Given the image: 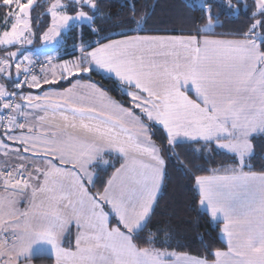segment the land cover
Instances as JSON below:
<instances>
[{"label":"snow or ice","instance_id":"6c2138e0","mask_svg":"<svg viewBox=\"0 0 264 264\" xmlns=\"http://www.w3.org/2000/svg\"><path fill=\"white\" fill-rule=\"evenodd\" d=\"M34 3L35 0H27L26 3L2 0V6L9 8L6 17L14 22L10 31L0 35V45L32 43L25 33L34 35L30 20V9ZM226 3L228 7H234L231 0H226ZM254 4L257 12L252 14L253 23L243 34L246 37L243 40L132 36L101 44L91 51H85L86 46L81 45L80 60L54 66L60 69V79L90 72L93 66L115 73L121 81L137 90L128 93L132 107L125 108L110 100L95 85L88 86L91 91L87 97L75 93V85L54 94L59 99H54L49 93L22 96L29 108L46 114L51 112V128L46 134L51 138L8 136V139L20 141L24 153L41 151L39 144L42 143L45 156L57 157L62 166L57 167L49 160L47 170L35 169L36 176L27 171L25 163L11 171H0V187L5 193L0 194V256L5 255L2 249L9 246L11 239L10 247L16 258L49 253L54 254L55 264H167L165 257L169 253L155 248H140L133 240L147 227L165 167L160 149L151 141L149 129L141 116L133 111L135 108L148 121H157L164 126L170 146L183 142L178 140L181 137L199 138L205 142L215 139L220 148L239 155L240 170L233 169V175L196 177L200 203L210 208L213 218L222 214L225 220L223 232L227 237L228 251L217 250L213 264H264V175L242 171L246 157L254 155L249 137L254 132H264V52L259 50L260 44H264V32L258 31L264 29V0H254ZM13 7L16 10H12ZM69 7L74 15L67 13ZM84 7H88L93 15L84 11ZM48 11L51 26L43 34L45 42L55 41L69 21L91 25L100 15L97 0H71L70 4L55 0ZM205 12L207 22L198 31H206L219 23L213 20L210 6H205ZM257 14L262 19H255ZM131 23L136 30H142L143 17L137 20L133 15ZM177 48L179 50H174ZM16 55L15 52L9 53V58ZM167 57L172 59L169 61ZM24 61L27 62L23 67L24 83L40 88L39 77L32 75L30 81L27 79L32 71L29 65L33 61L28 56ZM48 63H52V58ZM10 67L8 59L0 60V72H7ZM15 68L16 75L20 76L22 65L18 63ZM41 72L45 70L41 69ZM52 75L55 77V71ZM43 82L52 84L56 81L45 78ZM189 84L194 86L200 102L182 90ZM15 87L20 88L21 85L16 84ZM10 95L15 93H8L4 85H0V101ZM86 99H94L96 103L86 104L83 102ZM2 107L19 111L22 105L3 103ZM57 117L61 123L54 122ZM38 119L45 122L48 116H39ZM15 123V116L10 115L7 127L11 129ZM17 126L25 127L24 124ZM29 141H32L31 146ZM0 147H6L2 141ZM113 150L123 154L125 164L116 170L102 194H89L80 174L90 180L91 174L86 166L97 158L102 164H107L103 154L106 151L111 154ZM14 151L19 159L24 160L20 150ZM169 155L174 156V151L170 150ZM144 157L150 162L145 163ZM176 162L184 166L178 159ZM65 164L74 165L76 171L64 168ZM39 174L44 177L42 183ZM254 181L259 183L254 185ZM114 187L119 188L118 193ZM28 190H31L30 207L18 211L15 208L16 194L23 195ZM38 194L44 196L39 203L36 202ZM104 203L109 204L110 211L118 217L116 227H109V212L104 211ZM69 208L77 227L84 229L76 237L75 251L62 246L67 223L63 210ZM33 221L37 222L35 226ZM9 256V261L3 264H11ZM225 257L232 259L225 261ZM177 259H182L183 264H209L204 259Z\"/></svg>","mask_w":264,"mask_h":264},{"label":"trees","instance_id":"16d2710c","mask_svg":"<svg viewBox=\"0 0 264 264\" xmlns=\"http://www.w3.org/2000/svg\"><path fill=\"white\" fill-rule=\"evenodd\" d=\"M52 2L53 0L40 1L32 10L31 30L34 33L35 45L40 46L43 34L51 26L48 9ZM65 3L71 2L65 0ZM208 3L213 5V20H218L219 23L214 24L213 32L204 33L198 29L203 28L207 22L205 8L192 5L188 0H97L100 15L94 18L95 22L91 25L83 23L69 30L66 34L69 47L66 53H69L70 49L72 51L69 57L75 56L77 55L75 48L78 46L85 45V48L90 50L107 41L139 33L246 38L243 34L248 32L253 23L252 5L244 9L245 4L239 3V11L233 13L234 9L223 8L212 1ZM83 10L93 15L88 7H84ZM8 11L9 8L3 7L0 0V22L7 18L5 14ZM68 12L74 14L71 7L68 8ZM133 15L137 20L143 17L142 30H136L135 25L131 23ZM259 17L261 16L256 15L255 19ZM261 32H264V29H261ZM259 50L264 52V44H260ZM77 80L94 82L124 107H132L128 95L132 88L95 70L71 76L46 87L65 89ZM13 84L7 83L9 89ZM133 111L148 125L151 137L165 161L161 192L147 221V227L138 236H134V243L140 248L190 254L213 263L217 258L214 255L217 250H227V244L222 238L223 222L214 221L202 208L196 177L210 176L217 172L226 173L229 167L237 168L238 162L228 153L218 150L216 142H179L170 146L168 135L159 124L148 121L139 109L133 108ZM251 140L254 155L243 167V171L264 174V133L253 136ZM170 150L175 154L172 157L169 155ZM177 159L183 163V167L176 162ZM114 161L109 167L96 169L95 181L90 186V191L94 195L104 191L108 181L120 166V158ZM114 225L117 226V219L112 216L111 226ZM77 233V228L71 227L63 244L74 248ZM31 261L34 264H54V259L49 256H36L31 258Z\"/></svg>","mask_w":264,"mask_h":264},{"label":"crops","instance_id":"0c3cea01","mask_svg":"<svg viewBox=\"0 0 264 264\" xmlns=\"http://www.w3.org/2000/svg\"><path fill=\"white\" fill-rule=\"evenodd\" d=\"M167 35H169V34H134V35H130V36H124V37H120V38H117V39H113V40H110V42L111 41H115V40H125V39H127L128 37H132V36H146V37H168ZM193 36H197L198 38H202V37H209V38H212V39H237V38H223V37H210V36H199V35H193ZM240 39H245V38H240ZM107 42H109V41H107ZM109 42V43H110ZM106 43V42H105ZM45 44V43H44ZM103 44V43H102ZM101 44H99V45H97V46H95V47H93L92 49H90V50H87L86 48H85V51H91V50H93L94 48H97L98 46H100ZM41 51H45V52H47V54L46 55H41V54H39V53H34L31 57H29V58H33V57H36V56H41V57H43L44 59H46L47 61H48V59L49 58H52V62H54L55 60H65L66 58H68L69 57V53H66V51L65 52H63V54H60V55H56V56H51V48H48L47 46H43L41 49H40ZM159 50V49H158ZM166 50H168V49H166ZM75 52L77 53V56L78 55H82L81 54V51L80 50H75ZM157 59H160V60H163V59H165V57H157ZM167 59L170 61L171 60V57H167ZM51 64H49L48 63V65H47V67H45V68H43L44 70H45V72L44 73H42L41 72V75L39 76V78H40V82H41V87L40 88H35V87H31L30 85H28L25 89H24V92H23V94H22V96H28V95H32V96H43L45 93H49V94H53V98L54 99H59V97L58 96H55L54 94H56V93H62V92H64V91H66L67 89H69V88H73V86L75 85V88H74V92H77V94L79 95V96H83V97H87L88 96V94L90 93V91H91V89L88 87V86H90V85H95L98 89H100V90H102L106 95H107V97L110 99V100H112V101H115V102H117V103H119V104H121L119 101H117V100H115L113 97H111L106 91H104L101 87H99L96 83H94V82H91V81H81V80H77L76 82H74L70 87H68V88H65V89H58V88H52V87H49V88H47L46 86L47 85H49V84H44V79L45 78H47V79H49V80H55L56 82L55 83H57V82H60V81H63V80H61V79H56V78H54L53 77V75H52V71H50V68H51V66H50ZM96 67V66H95ZM96 68H98V67H96ZM93 70H95V69H93ZM97 71H99V72H102L104 75H107V76H110V77H114V78H116V79H118L117 78V76L115 75V73H106L105 71H101L102 69L101 68H99V69H96ZM22 74H23V68H22ZM22 74L20 75V76H17L16 75V71L13 69L12 70V74H11V76H12V78H10V79H8L7 81L6 80H4V83H5V85H6V91L9 93V87H8V85H7V83L8 82H13V83H15V81L16 80H18L21 76H22ZM84 74H86V73H84ZM69 78V77H68ZM67 78V79H68ZM66 80V79H65ZM119 80V79H118ZM119 82H121L122 83V81H120L119 80ZM122 84H124V85H126L127 87H129V88H132V89H130V91L131 92H137V90L133 87V86H129L127 83H122ZM182 90H186L187 91V95L191 98V99H194V100H197V102H200L199 100H198V98H197V95H196V93L190 88V87H187V89H184V88H182ZM137 94H139V95H146V94H142V93H137ZM7 98V97H6ZM6 98L2 101V103H1V111L3 110V107H2V104L3 103H5V100H6ZM84 103H86V104H95L96 103V101L93 99V100H89V99H86L85 101H83ZM18 104H21L22 105V107H21V109L19 110V111H16V113H15V119H16V123H15V125H13V127L7 132V135H5V133L0 137V141H2L3 142V145H5L6 147H0V161H4L3 163H2V165H3V167H5V168H11V166H7V164L8 163H10V164H13L14 163V161H16L17 163H14V168L17 166V165H19L20 163H25L26 164V167H27V171L28 172H31L32 173V175L33 176H36V175H38V173L35 171V169L36 168H40V166H42V164L44 163V161L43 160H41V158H45L48 162H49V160H51V162L53 163V164H55L57 167H61L62 165L59 163V161H58V159H57V157H55V156H52V155H49V156H45V154H44V152L42 151V149H43V147H44V145L42 144V143H40L39 144V147H40V149H41V151H38L36 154L35 153H33V152H28V153H24L23 152V145H22V143L20 142V141H18V140H9L8 139V136H13V137H20V136H28V137H40L41 138V140H43L44 138H51L50 136H46V134L47 133H49V131H50V128H51V125H50V123H49V121H52V115L50 114V112L49 113H45L44 111H42V110H39V109H32V108H29L28 106H27V101H24V100H22V99H20V101H19V103ZM122 105V104H121ZM123 106V105H122ZM124 107V106H123ZM126 108V107H125ZM23 113V114H22ZM45 115H47L48 116V121H45V122H41L39 119H38V117L39 116H45ZM137 115V114H136ZM55 123H61L60 121H59V119H58V117H57V119L54 121ZM153 122H155V123H157V124H159L163 129H164V131L166 132V134H167V130L164 128V126L162 125V124H160L159 122H157V121H153ZM145 123V122H144ZM20 124H24L25 125V127L23 128V129H21V128H19L17 125H20ZM146 124V123H145ZM147 125V124H146ZM31 127V131H29V128ZM147 127H148V125H147ZM148 129H149V127H148ZM149 135H150V137H151V131H150V129H149ZM168 135V134H167ZM178 140H180V141H183V142H205V141H203L202 139H199L198 138V140H190L189 138H183V137H181V138H178ZM151 141L154 143V141H153V139H152V137H151ZM209 142H215V139H213V140H211V141H209ZM31 143H32V141H29V146H31ZM179 143V142H178ZM155 144V143H154ZM156 145V144H155ZM157 146V145H156ZM14 150H20V154H22L23 155V157H24V160H21V159H19V157H18V155H17V152L16 151H14ZM5 152H7V155H5ZM35 155V157H39V159H36L35 160V158H34V156L32 157V155ZM160 155H161V153H160ZM162 157V156H161ZM109 158H113L114 160L116 159V158H120L121 159V164H120V166L118 167V169H120L121 168V165H123V164H125V162H126V158L123 156V154H120V153H117L116 151H112L111 152V154H109L107 151L103 154V160H105V161H107V160H109ZM163 158V157H162ZM143 160H144V162L145 163H149L150 162V160H149V158H147V157H144L143 158ZM110 161V160H109ZM101 163V160H100V158H98L97 159V162H95L94 160L91 162V163H89V166L87 167V169H88V171L91 173V179L89 180V179H87V177H85L83 174H80L81 175V181H82V183L84 184V187L87 189V191L88 192H91L90 191V189H89V187L91 186V185H93V183H94V181H95V178H96V172H95V170H94V165H96L97 163ZM48 166H49V163L47 164ZM7 166V167H6ZM39 166V167H38ZM63 166H65V165H63ZM3 167H1V169L3 168ZM66 167H68L69 168V171H76V167L74 166V165H72V164H69V165H67ZM4 168V169H5ZM13 168V167H12ZM0 169V170H1ZM41 169V168H40ZM95 169H96V167H95ZM115 173H116V171H115ZM114 173V174H115ZM113 174V175H114ZM229 174H232V172H226V173H219V172H217V173H214V174H212V175H210V176H205V177H209V178H213V177H215V176H218V177H224V176H228ZM249 174H251V173H249ZM40 175V183H42V180H41V177H42V175L41 174H39ZM113 175H112V177H113ZM164 175H165V167H164ZM256 175H264V174H256ZM112 177H111V179H112ZM163 181H164V176H163V180H162V182H161V185H160V189H159V191L156 193V199H155V201H154V203H153V206H152V211H153V209H154V206H155V204H156V201H157V198H158V196H159V194H160V192H161V189H162V186H163ZM37 183V182H36ZM108 186V185H107ZM197 187H198V184H197ZM114 191H116L117 193H118V191H119V188L118 187H114V189H113ZM199 191H200V189H199ZM104 192V191H103ZM102 192V193H103ZM92 193V192H91ZM101 193V194H102ZM93 194V193H92ZM94 195V194H93ZM202 205V204H201ZM110 205L109 204H107V203H104L103 204V207H104V209H107L108 211H109V213L111 212L110 211V207H109ZM202 208H203V205H202ZM204 209V208H203ZM205 211H207L209 214H210V216H211V212H210V208L207 206L205 209H204ZM152 211H151V213H152ZM151 213H150V215H151ZM114 217L118 220V217H116L115 215H114ZM211 218L214 220V221H221V222H223V228H224V223H225V220H224V217H223V215L222 214H218L215 218H213L212 216H211ZM71 227H76L77 228V226L76 225H74V223L73 224H71V225H69V229L71 228ZM110 227H112V226H110ZM78 229H80V228H77V230ZM123 230V229H122ZM67 232H68V230L65 232L66 234H67ZM78 232H80V230L78 231ZM66 234L64 235V237H63V240L65 241V237H66ZM77 235H78V233H77ZM77 237V236H76ZM222 238H223V240L225 241V243L227 244V237H226V234L223 232V230H222ZM64 241H63V243H64ZM11 243H12V241H11ZM10 245L11 244H9V246H5L3 249H2V251H4L5 252V255L4 256H0V263L2 262V264H3V262L4 261H6L7 260V257H8V255H9V251H10V249H11V247H10ZM62 246L64 247V248H67V249H70V250H72V251H75L76 249H75V246H74V248H70V247H68V246H65L64 244H62ZM162 251V250H161ZM228 251V244H227V250H225V251H223V252H227ZM172 254H174V255H171L170 254V256H166L165 257V259H166V261H167V264H183V260L181 259V260H178L177 258L179 257V258H183V257H189V258H194V259H203V258H200V257H197V256H194V255H190V254H183V253H177V252H174V251H172L171 252ZM42 256H49V257H52L53 259H54V264H55V257H54V254H46V255H42ZM31 258H33V257H30L29 259H26V260H24V261H22L24 264H34L32 261H31ZM217 259V258H216ZM225 261H230L231 259H232V257H225V258H223ZM205 260V259H204ZM216 261V260H215ZM209 264H213V263H210L209 262Z\"/></svg>","mask_w":264,"mask_h":264},{"label":"rangeland","instance_id":"374dc122","mask_svg":"<svg viewBox=\"0 0 264 264\" xmlns=\"http://www.w3.org/2000/svg\"><path fill=\"white\" fill-rule=\"evenodd\" d=\"M40 1H46V0H35V3H34V5L32 6V8L30 9V20H31V13H32V10H33V8L35 7V5L38 3V2H40ZM66 1H68V2H71V0H66ZM189 1V3L190 4H192V5H198L199 7H203V8H205V6H210L211 8H212V4H209L208 2H210V1H212V2H216V3H218V4H220L221 5V7H223V8H228V9H234L233 10V13L235 12V13H237L238 11H239V7H240V5H239V3H244L245 5V7H244V9H247L249 6H253V8H254V12H257V9H256V7H255V4L253 3L254 2V0H231V4L234 6V7H228L227 6V3H226V0H188ZM251 1V2H250ZM22 2L23 3H26L27 2V0H22ZM55 2V0H53V2L52 3H54ZM250 2V3H249ZM61 3L62 4H66L65 3V0H61ZM202 5H204V6H202ZM12 10H16L14 7H13V9ZM57 11H63V9H57ZM67 13L69 14V15H74V14H70L69 12H68V9H67ZM49 14H50V12H49ZM257 15H259V14H257ZM50 16H51V14H50ZM257 19H262V17H259V18H257ZM5 20H7V23H5ZM14 22V20L12 19V18H9V17H7V18H5L2 22H0V35H2L3 34V32L4 31H10L11 30V24ZM86 23V22H85ZM81 24H83V23H81V22H79V21H69V24H68V26L66 27V28H63V29H61L60 30V36H58L57 38H56V40L55 41H52V42H45L44 41V39L42 40V43L41 44H39L40 46H38V45H35V42H34V37H33V35H28L27 33H25V35L27 36V38L29 39V40H31L32 41V43L31 44H28V43H24L23 45H21V44H19V43H16V44H13V45H0V60H3V59H8L9 60V63H10V65H11V67L8 69V71L7 72H0V85H4V87H5V89H6V85H5V83H4V80H8V79H10V78H12V76H11V74H12V70L14 69L15 71H16V68H15V65L16 64H21L22 65V62H24L23 60H24V57L25 56H28V57H31L34 53H39V54H41V55H46L47 54V52H45L44 50L43 51H41L40 49L43 47V46H47L48 48H51V56H56V55H60V54H63V52H65L66 50H68V39H66L67 37H66V34L69 32V30L72 28V27H76V26H80ZM213 30H214V25H213V27L211 28V29H208V30H206V31H203L204 33H210V32H213ZM48 31V30H47ZM46 31V32H47ZM258 31H260L261 32V29H258ZM168 37H189V36H193V35H173V34H169V35H167ZM198 38V37H197ZM204 38H207V39H210V40H225V41H228V40H243V39H240V38H237V39H212V38H209V37H202V38H198V40H203ZM249 39L251 38V37H248ZM110 42V41H109ZM109 42H106V43H103V44H107V43H109ZM45 43V44H44ZM257 43H258V41H257ZM38 46V47H37ZM99 47V46H98ZM76 50H80V47L78 46V47H76L75 48ZM75 49H73V50H75ZM164 50H166V49H164ZM174 50H179L178 48L177 49H174ZM71 51L72 50H70L69 49V55L71 54ZM12 52H15V53H17V55L15 56V57H12V58H9V53H12ZM41 57V56H40ZM34 58V57H33ZM32 59V58H31ZM81 59V55H75V56H71V57H68V58H66L65 60H55L54 62H52L51 63V68H50V71H55V73H56V75H55V77L54 78H56V79H60V69L58 68V67H54V66H58V65H60V64H63L65 61H68V62H71V61H78V60H80ZM172 59V58H171ZM93 69H95V71H97L96 69H99V67L98 68H96L95 66H93ZM101 71H105L106 73H109V72H107V70H105V69H102ZM99 72V71H98ZM84 73H89V72H80V73H76V74H74V75H77V74H84ZM100 73H102V72H100ZM103 74V73H102ZM73 75V76H74ZM71 77V76H70ZM114 78V77H113ZM118 79H119V77H117ZM116 79V78H115ZM117 79V80H118ZM61 80H65V79H61ZM120 80V79H119ZM118 80V81H119ZM121 81V80H120ZM122 83H125V82H123L122 81ZM188 87H190L194 92H195V89H194V86L193 85H191V84H189L188 85ZM131 91L129 90L128 91V93H130ZM75 93H77V92H75ZM3 101V100H2ZM2 101H0V108H1V103H2ZM0 112H1V109H0ZM50 114H51V112H50ZM52 115V114H51ZM261 133H264V132H260V131H257V132H254V133H252V135L249 137V139H250V142H251V144L253 145V142H252V140H251V138L253 137V136H255V135H257V134H261ZM216 142V141H215ZM223 142H226V141H221V143H223ZM216 148L218 149V150H221V151H224V152H226V153H228L231 157H232V159L233 160H235V161H237L238 162V167L237 168H232V167H229V168H227V173L228 172H232V174H229L228 176H231V175H233L234 173H233V169H235V170H237V172L240 170V165H239V155L237 154V153H233V152H230L229 150H227V149H223V148H220L219 146H218V144L216 143ZM253 151H254V145H253ZM37 152H35V154H36ZM32 155V154H31ZM34 156V158H35V160L36 159H39V157H35V155H32V157ZM252 156V155H251ZM251 156H249V157H246V159H245V162H244V165H246V163L249 161V159H250V157ZM58 159V158H57ZM98 159V158H97ZM97 159H95L94 161L95 162H97ZM41 160H43L44 161V163L42 164V166H40V168L41 169H43V170H47L48 169V161L45 159V158H41ZM110 160V161H109ZM109 160H107V164H102V163H97L96 165H94L95 167H96V169L98 168V167H109V166H111L115 161H114V159L113 158H109ZM59 161V160H58ZM4 161L2 160V161H0V165H2V163H3ZM14 163H17L16 161H14ZM14 163L13 164H10V163H8L7 164V166H11V168L12 169H14ZM18 164V163H17ZM67 165H69V164H65V166H63L64 168H66V169H68L69 170V168L68 167H66ZM6 166V167H7ZM89 166V164L86 166V169H87V167ZM39 167V166H38ZM95 167H94V170H95V172H96V169H95ZM5 167H3L2 169H1V167H0V171H4L5 169H7V168H5ZM242 171H243V169H242ZM87 172L88 173H90L89 171H88V169H87ZM244 172V171H243ZM244 173H246V172H244ZM91 174V173H90ZM42 175V174H41ZM257 176H261V175H257ZM216 177H218V176H215V177H213V178H216ZM43 179H44V177H43V175H42V177H41V180H42V182H43ZM88 179V178H87ZM218 182V181H217ZM33 183L34 184H36V181H33ZM254 185L255 184H258L259 183V181H254V182H252ZM0 184H2V180H0ZM37 186H39L38 184H37ZM89 189H90V187H89ZM198 189H199V185H198ZM89 194H91V195H93L91 192H88ZM0 194H5L4 193V190H3V188L2 187H0ZM16 200H17V203H16V205H15V208L18 210V211H24V210H26V209H28L29 207H30V203H31V190H28L26 193H24L23 195H20V194H16ZM44 198V196H43V194H38L37 195V198H36V202L37 203H39L40 202V200H42ZM73 199H75V196H73ZM110 208H111V206H109ZM207 207V205H203V208L205 209ZM104 208V207H103ZM5 212H7V209H5L4 210ZM104 211L105 212H109L107 209H104ZM63 213H64V216H65V218L67 219V223H66V225H65V228H64V232H63V237H64V235L66 234L65 232L67 231V230H69V225H71V224H73L74 223V225H76V220L75 219H73L72 217H73V213H72V211H71V209L69 208V209H64L63 210ZM115 214L114 213H112V212H110L109 213V218H108V223H109V227L111 226V219H112V216H114ZM83 219H81L80 220V223L81 224H83ZM36 221H33V225L35 226L36 225ZM22 224H23V218H21V226H22ZM77 226V225H76ZM112 227H116L115 225L114 226H112ZM78 228V227H77ZM111 228V227H110ZM83 231L84 229L83 228H80V229H78V231ZM10 231V230H9ZM79 233V232H78ZM64 241V240H63ZM35 247V246H34ZM161 251V250H160ZM162 252H167V253H169V254H172L171 252L172 251H165V250H162ZM9 254L11 255V264H24L22 261H24V260H26V259H29V258H16L15 257V252L12 250V248L10 249V251H9ZM46 254H49V253H46ZM46 254H43V255H46ZM42 256V255H41ZM168 256H170V255H168ZM31 257H36V255H33V256H31ZM9 259H10V256L8 255V257H7V260L6 261H9Z\"/></svg>","mask_w":264,"mask_h":264},{"label":"built area","instance_id":"2783aa9c","mask_svg":"<svg viewBox=\"0 0 264 264\" xmlns=\"http://www.w3.org/2000/svg\"><path fill=\"white\" fill-rule=\"evenodd\" d=\"M31 59V58H30ZM33 61V63L31 65H29V67L32 69L31 73L27 75V79L30 81L31 80V76L32 75H36L37 77H39L41 75V69L47 67L48 65V61L46 59H44L43 57L40 56H36L34 58L31 59ZM24 61V60H23ZM27 62L24 61L22 63V68L24 67V65ZM25 81V75L22 74V76L15 81V83L13 84L12 88L9 90V93H15L14 96L10 95L6 98L5 103H13V104H18L22 94L24 92V89L29 85L24 83ZM16 84H20L21 87L20 88H16L15 85ZM16 113V111H13L11 109H4L0 112V137L8 132L10 129L7 127L8 124V117L10 115L14 116ZM12 168H7L4 171H11ZM15 174V173H14ZM7 235V234H6ZM9 244H11V239H9ZM2 264V262L0 263Z\"/></svg>","mask_w":264,"mask_h":264}]
</instances>
